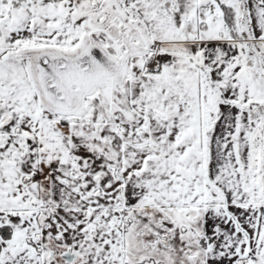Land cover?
Segmentation results:
<instances>
[{
  "label": "snow or ice",
  "instance_id": "snow-or-ice-1",
  "mask_svg": "<svg viewBox=\"0 0 264 264\" xmlns=\"http://www.w3.org/2000/svg\"><path fill=\"white\" fill-rule=\"evenodd\" d=\"M0 264H264V0H0Z\"/></svg>",
  "mask_w": 264,
  "mask_h": 264
}]
</instances>
